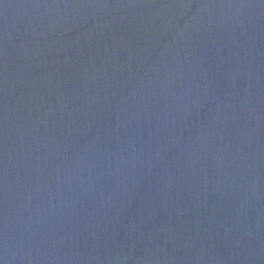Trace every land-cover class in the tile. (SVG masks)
<instances>
[{
  "label": "water",
  "instance_id": "obj_1",
  "mask_svg": "<svg viewBox=\"0 0 264 264\" xmlns=\"http://www.w3.org/2000/svg\"><path fill=\"white\" fill-rule=\"evenodd\" d=\"M0 264H264V0H0Z\"/></svg>",
  "mask_w": 264,
  "mask_h": 264
}]
</instances>
